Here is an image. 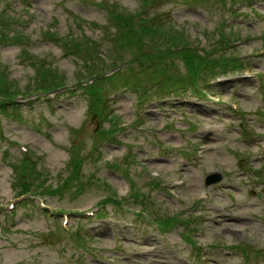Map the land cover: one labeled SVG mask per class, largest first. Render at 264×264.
Returning a JSON list of instances; mask_svg holds the SVG:
<instances>
[{
  "label": "rangeland",
  "instance_id": "obj_1",
  "mask_svg": "<svg viewBox=\"0 0 264 264\" xmlns=\"http://www.w3.org/2000/svg\"><path fill=\"white\" fill-rule=\"evenodd\" d=\"M143 1L0 0V18L14 19L13 30L26 34L16 43L0 45V80L14 91H24L28 85L32 88L37 73L51 68L66 81L54 100L35 94L38 100L0 114V209L15 206L8 217L0 214V264H207L203 253L198 256L202 261L198 260V242L205 247L201 252L215 264H264V183L254 170L264 165V117L257 113L258 105L264 108L260 96L264 94V56L256 51L264 48V5L261 0H252L251 5L239 1L234 16L231 0H162L156 10L171 8V18L191 35L188 41L193 50L208 49L217 32L224 31L231 41L240 34L242 44L231 50L259 72L249 79L241 70H229L217 76L221 77L218 84L207 91L214 97L189 92L188 97H173L170 102L154 100L149 93L150 69L140 72L149 61L138 58L136 46L119 49L114 43L122 30L111 21L112 12L116 9L140 18ZM229 17L236 22L233 27L225 25ZM70 36L76 43L67 39L61 45L55 40ZM86 45L91 48L88 62L78 50H86ZM172 56V73L184 74L180 54ZM111 68H119L112 78L117 85L111 79L102 80L104 102L98 107L99 117L95 107L89 108L83 87L88 79L98 75L101 79ZM94 69L98 73H92ZM124 79L131 85L144 81L148 100L139 101L136 88L121 85ZM228 104L238 105L235 114L242 113L248 124L241 125L242 117L232 114ZM105 109L112 112L107 115ZM113 126L115 138L104 137L103 132ZM247 127L261 133L259 143L245 142L248 134L240 137ZM19 143L31 147L29 168L17 166L24 157ZM95 143L101 144L96 148ZM199 143L206 149L197 163ZM246 157L248 162L243 164L241 158ZM31 168L39 173L37 178L36 172H28ZM214 172H220L222 180L205 184L206 176ZM178 177L185 180L181 187L174 182ZM29 181L30 192L49 205L47 212L41 210L35 195L31 202L16 198L28 197L19 194L20 185ZM168 187L181 198L158 190ZM203 187L209 190V198L199 202ZM108 196L125 202L129 213L143 222L104 204ZM150 202L155 205L147 210ZM99 204L107 212L104 217L100 212L90 219L83 217V211ZM63 212L69 214V231L61 226ZM173 212L181 218L174 217L164 228L162 221ZM214 215L215 219L206 220ZM76 229L89 234L84 247L68 236ZM92 250L100 255L94 257ZM108 255L115 261H108Z\"/></svg>",
  "mask_w": 264,
  "mask_h": 264
},
{
  "label": "trees",
  "instance_id": "obj_2",
  "mask_svg": "<svg viewBox=\"0 0 264 264\" xmlns=\"http://www.w3.org/2000/svg\"><path fill=\"white\" fill-rule=\"evenodd\" d=\"M131 13L122 12V11H116L110 18L111 21H113L114 26L117 27L118 34L116 37H114V43L119 47V49L132 46H136L137 56L141 60H146L149 62H152L150 67H156V69L152 72V79H156L157 76L163 75L162 79L160 81V85L157 86L156 91L163 93V95H167L171 92H183L184 89H186L188 86H181L178 87V84L180 82H183L182 79H176V77L171 73H165L167 66L162 65V61L165 59L166 56L170 57L171 54H183V59L186 61L187 64L191 66V69L193 72H206L209 69H205L203 67L207 64L208 61L214 62L217 67H221L223 65L228 64V60L225 61V57L222 54H219L215 59L209 58V52L207 51L209 49H213L212 51L217 52L219 48L217 46L224 43H228L227 40L229 38L225 36H217V38L214 40V42L210 45L208 49L200 48L201 51H198L196 49H192L190 47L191 40L188 36H191L188 33H183L182 30L179 31L178 26L176 25V22L167 24V21L152 19L151 22L145 21L140 35H138L135 30L133 29L131 25ZM13 21L11 18L7 21H4L3 18H0V43L7 42L8 44L16 43L17 40H20L21 37L14 32H9L3 30L5 26L8 25L9 22ZM177 26V27H176ZM198 29V28H197ZM49 36L51 34L47 33ZM197 38V37H195ZM199 38V37H198ZM74 38L70 36V40L73 41ZM177 40H183V43H178ZM189 40V41H188ZM200 40V38L198 39ZM150 42V44H153L152 46L149 45L148 49H145L146 43ZM62 44H67L66 39H60L59 42ZM200 43V41H199ZM197 47L198 44H195ZM76 48V47H75ZM215 48V49H214ZM78 49V48H76ZM175 50V52H172V50ZM80 50V49H78ZM89 54L86 55V61L89 58ZM225 61V62H224ZM229 61L232 62V60L229 59ZM93 72H95L93 70ZM196 75L195 74H189L188 81L192 84V87L194 88L197 81H195ZM1 79V76H0ZM5 81V79H3ZM127 82V81H126ZM34 85V88H40V89H54L57 87L62 86L63 81L61 77H59L56 74L52 73H41L39 76L36 75L34 81L32 82ZM186 83V82H183ZM140 84L139 86H141ZM30 87V86H29ZM184 88V89H183ZM0 90L1 93H3L6 96H9L12 94L11 87H2V81L0 80ZM103 90V86L96 85L88 92V99L90 100L92 105H97L102 100L101 91ZM0 112L4 113L6 112V109L1 107ZM112 131V129L110 130ZM76 161H82V159H71ZM16 168V166H15ZM30 188V183H25L22 187V191H27ZM106 203H112L114 205H117V202L115 200H111L109 197H106L103 199ZM173 219V217H165L162 222L165 223V226L167 227L170 223V220Z\"/></svg>",
  "mask_w": 264,
  "mask_h": 264
},
{
  "label": "bare ground",
  "instance_id": "obj_3",
  "mask_svg": "<svg viewBox=\"0 0 264 264\" xmlns=\"http://www.w3.org/2000/svg\"><path fill=\"white\" fill-rule=\"evenodd\" d=\"M231 228L230 227H228V228H226V233H229V230H230Z\"/></svg>",
  "mask_w": 264,
  "mask_h": 264
},
{
  "label": "water",
  "instance_id": "obj_4",
  "mask_svg": "<svg viewBox=\"0 0 264 264\" xmlns=\"http://www.w3.org/2000/svg\"><path fill=\"white\" fill-rule=\"evenodd\" d=\"M218 178H219V176H217L215 180H217Z\"/></svg>",
  "mask_w": 264,
  "mask_h": 264
}]
</instances>
